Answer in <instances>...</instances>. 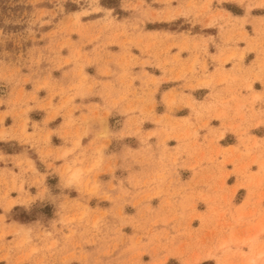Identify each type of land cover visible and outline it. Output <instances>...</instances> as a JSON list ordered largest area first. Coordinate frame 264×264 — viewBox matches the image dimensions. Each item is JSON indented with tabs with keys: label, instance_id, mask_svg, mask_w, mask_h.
Masks as SVG:
<instances>
[{
	"label": "rangeland",
	"instance_id": "rangeland-1",
	"mask_svg": "<svg viewBox=\"0 0 264 264\" xmlns=\"http://www.w3.org/2000/svg\"><path fill=\"white\" fill-rule=\"evenodd\" d=\"M233 1L239 4H223L238 14L244 13L240 5L248 10L264 7V0ZM220 6L214 0H0V107L10 84H13L11 94L16 95L8 100L12 108L0 112V137L8 139V145L15 148L17 142L23 143L25 148L21 149L30 152L38 168L49 172L50 186L56 187L58 173L72 196V199L65 196L60 207L42 201L30 203L34 196L24 189L22 179L19 191L27 194L20 199L24 204L12 207L17 200L10 199L4 209L0 208V264H264V139L254 138L248 129H240V124L234 123L237 118L244 120L241 107L231 116L229 112L234 107L228 106L226 100L196 106V100L185 94L184 89L206 85L214 90L216 83L210 77L206 61L201 63L197 54L189 65L179 55L171 59L169 52L176 43L165 45L170 37L165 31L185 33L184 37L191 40L179 48L190 52L207 48L209 40L216 43L204 32H211L214 25L223 29L229 24L230 20L217 9ZM150 30L152 34L143 43L142 35ZM135 32L138 40L132 38ZM226 33L225 30L222 37L227 43L232 37ZM133 44L157 61V70L148 67L151 72L167 76L152 75L150 80L135 83L131 68L139 63V57L131 51ZM118 49H122L121 53ZM236 56L232 53L227 59ZM94 60L107 63L116 60L123 70L120 83L110 86L118 91L115 104L123 103L132 115L130 133L141 135L143 124L152 122L179 140L176 152L165 146L162 156L173 158L175 164L185 156L193 173L188 182L171 177L167 186L155 194H132L134 200L126 210L121 203L118 209L109 212L102 208L106 204L102 199L110 196L100 192L99 174L103 168L115 170L103 163L104 149L112 152L120 148V142L112 140L114 134L110 129L120 126L121 117L95 105L92 117L100 126L99 136L104 142L93 163L86 154L87 147L81 145L82 136L88 132V120L78 121L73 116L75 109L82 106L74 103L73 95L60 106L67 107L68 118L66 128L59 133L71 146L54 148L50 143L52 130L45 131L36 122L33 128L37 130L28 131V99L23 97V88L19 90L21 93L15 92L18 84L29 80L23 72L33 66L36 71L51 72L53 67L65 64L79 77L78 81H72V91L86 96L100 88L85 73V67ZM88 68L92 72V67ZM106 71H110L108 66ZM187 75L186 88L165 92L161 100L160 94L168 84L159 89L162 79ZM201 75L206 79L201 80ZM192 79L197 84L191 83ZM44 86L50 91L55 87L49 81ZM251 87L249 84L248 88ZM210 96L216 97L214 92ZM92 98L99 102L98 96ZM255 98L262 100L261 96ZM160 102L168 106V111L161 115L157 113L164 111ZM183 105L190 106L195 113L194 121L192 117L179 120L173 116L174 109ZM43 107L52 109V101ZM249 109L257 114L254 104ZM56 114L57 110L52 116ZM5 115L15 118L13 124L8 120L11 124L8 127L3 123ZM211 118L221 121L216 137L206 144L199 142L198 130L208 127ZM229 128L238 135L240 143L222 147L217 139ZM54 142L59 140L55 138ZM29 143L32 146L28 149ZM55 150V156L65 158L57 167L45 159ZM69 154L73 158L67 160ZM29 161L38 173L32 160ZM153 195L161 199L150 203Z\"/></svg>",
	"mask_w": 264,
	"mask_h": 264
},
{
	"label": "crops",
	"instance_id": "crops-1",
	"mask_svg": "<svg viewBox=\"0 0 264 264\" xmlns=\"http://www.w3.org/2000/svg\"><path fill=\"white\" fill-rule=\"evenodd\" d=\"M220 2L221 6L217 7L219 12L228 18L229 24L223 29H220L218 25H214L211 32H204V36H212L216 43H212V40L208 41L207 48L202 47L199 51L190 52L187 49H180L179 46L187 43L185 33L182 31H165L170 35L165 45L173 42L176 43L171 46L170 58L179 55L183 62L187 65L195 59V54L198 55V59L201 63L206 61L208 70L212 74L211 79L216 83L214 90H211L210 86L199 85L192 89H184L185 94H190L194 100H196V106L200 107L201 104H208L210 102L226 100L228 106L234 107L230 110V115L235 114V109L241 107V112H244V120L241 118L235 119L234 123L240 124V129H248L249 133L259 140L264 139V13L256 12V10H264V7L254 8L248 10L245 5H240L244 9V13L238 14L233 12L228 7H225L223 3L236 2L233 0H214ZM239 4V3H238ZM184 17V15H181ZM191 20V17L189 18ZM245 20V21H244ZM225 21V20H222ZM226 30V35L231 36L232 39L229 42H224L222 33ZM247 35H245V31ZM257 30V31H256ZM153 31H147L142 35L143 43L152 34ZM168 35V36H169ZM239 36H246L245 39L238 40ZM134 40H138L140 37L135 32L132 35ZM258 42V44H257ZM261 43V44H260ZM256 46L251 48L250 46ZM110 47V46H109ZM113 47V46H111ZM138 50H137V49ZM112 51L115 48H111ZM122 49H118L121 53ZM131 51L139 57V63L135 64L131 68L132 77L136 82L142 80H150V76L162 77L163 72L158 74L157 72H151L148 67L154 66L157 70V61L153 56L148 55V52H140V49L133 44ZM139 51V52H138ZM93 49H91L90 55H94ZM117 52V51H116ZM117 52V53H118ZM232 53H236L238 56L235 58L227 59ZM243 54V55H242ZM241 59L239 56H241ZM172 56V57H171ZM117 57V56H116ZM144 60V62L142 61ZM171 65V64H169ZM107 66L110 71L107 70ZM88 67H92V72L88 71ZM160 68V67H159ZM122 68L116 62L112 60L110 62H102L94 60L92 64L85 67V73L88 74V80L97 81L98 90L94 93L82 96L76 94V91H72V81H78V76L75 75V71L72 67L63 64L61 67H53L52 71L48 70L39 72L36 71V67H30L24 71V78L29 80L23 84H18L15 87V92H19L20 88H23V97L28 99L30 106L28 117L30 119L29 132H33V122L38 124V127L52 130L50 136V143L55 148L66 144L71 146L69 142H65V139L59 132L64 131L66 128L65 122L68 117H65L67 107H61V104L66 102L68 97L74 98V103L82 104L78 109H75L73 116L78 118V121L87 119L89 128L88 132L82 136L81 145L87 147V155H90L92 163L98 157L97 149L102 145L104 139L99 136L100 126L92 115L96 112V104L104 106L111 110V114H118L121 118L120 126L115 130L110 129L113 132L112 140L120 142V148L117 151L108 152V149H104V164L112 165L115 167L114 172L109 170H103L99 174L100 192L108 194L109 198L102 199L106 202L102 208L107 209L109 212L118 209L119 204L123 203V209L131 205V201L134 200L132 194L152 193L155 194L161 187H165L168 184V180L174 177L176 181L180 180L182 183L188 182L192 177V171L187 167L189 160L182 156L178 159V163L173 162V158L163 157L165 152V146L168 147L170 152H176L179 147V140L175 138L171 133L168 135L167 131H163L158 124L147 123L143 124V133L138 135L136 133H130V125L132 122V116L130 112L126 111L123 103L115 104V99L118 97V91L111 89V84L117 86L122 78ZM148 72L147 75L145 72ZM160 71L161 68H160ZM187 75L185 78L180 79H162L159 86L162 87L166 84L161 95H163L172 89L176 91H182V88H186ZM259 76V78L257 77ZM209 76L207 78H210ZM201 80L206 79L200 77ZM49 81L55 85L54 90L50 91L44 83ZM196 79H192L191 83L197 84ZM251 84L252 87L248 88ZM13 84H10L8 88V94L3 97L4 102L0 107V112L9 110L13 104L8 103V100L15 98L11 94ZM63 91V95L62 92ZM214 92L216 97L210 96ZM21 93V92H19ZM62 95V96H61ZM93 96L99 97V102L92 98ZM261 96V99L255 98ZM93 99V100H92ZM52 101L53 108L49 109L43 107L47 105L49 101ZM72 100L69 101V105ZM254 104L257 114L252 113L249 107ZM164 109L162 112H157L159 115L168 111L166 103L160 102ZM70 107V106H69ZM57 110V114L52 116L53 112ZM104 109H101L103 112ZM173 116L179 120L183 118L192 117L191 120H195V113L191 112V108L188 105H183L174 109ZM51 116V117H50ZM10 119L11 124L15 122V118L11 115H5L4 126L8 127ZM258 123V121H260ZM184 121H181L183 123ZM221 125V121L218 118H211L208 127H200L198 130V141L207 143L216 137L218 128ZM2 130V124L0 123V131ZM169 130V128H168ZM59 140L58 143L54 142V139ZM228 138L232 139L229 141ZM111 140V141H112ZM8 139L0 137V208L4 209L5 205L10 199H16L17 201L12 205L24 204L20 202L22 197L27 196L26 193L19 191V185L21 180L24 179V189L30 191V195L34 198L29 201L30 203L36 201H42L44 203L54 204L60 207L61 202L65 199V196H69L72 199L69 189L65 183L61 182V178L58 173L57 185L53 189L48 182V173L38 168L36 160L30 156V152H25L21 147L25 146L23 143L17 142L18 148L8 145ZM215 143V142H214ZM217 143L222 147L236 146L240 143L238 135L231 129L225 130L222 137L217 139ZM32 144H27L26 148L29 149ZM38 157L43 160L41 153L37 147L33 148ZM54 153L46 157V162L54 163V165L60 166L64 163L65 158L55 156ZM2 156V157H1ZM72 154H69L66 159H72ZM34 167L38 170L35 172L31 167V161ZM45 165V164H44ZM46 167V166H44ZM176 168V169H175ZM232 169V166H229ZM186 173H190L186 176ZM41 174H45L42 177ZM236 182V181H235ZM233 182L232 184H235ZM177 183V182H176ZM178 184V183H177ZM167 186V185H166ZM16 187V188H14ZM46 187V191L45 188ZM240 189V188H239ZM72 190L78 191L75 187ZM79 193V192H78ZM2 196H5L2 198ZM245 197V196H244ZM156 199H161L156 195H153L150 203H153ZM125 201V202H124Z\"/></svg>",
	"mask_w": 264,
	"mask_h": 264
},
{
	"label": "bare ground",
	"instance_id": "bare-ground-1",
	"mask_svg": "<svg viewBox=\"0 0 264 264\" xmlns=\"http://www.w3.org/2000/svg\"><path fill=\"white\" fill-rule=\"evenodd\" d=\"M76 171H77V170H76ZM76 171H75V172H76Z\"/></svg>",
	"mask_w": 264,
	"mask_h": 264
}]
</instances>
